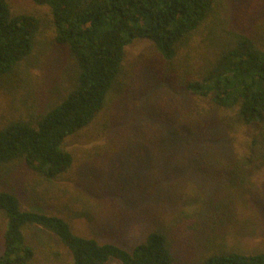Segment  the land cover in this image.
<instances>
[{"label":"trees","instance_id":"16d2710c","mask_svg":"<svg viewBox=\"0 0 264 264\" xmlns=\"http://www.w3.org/2000/svg\"><path fill=\"white\" fill-rule=\"evenodd\" d=\"M31 1L50 9L61 64L73 65L74 80L59 88L50 104L35 100L25 112L6 108L0 113V180L33 172L52 183L69 172L75 160L66 140L104 112L123 73L126 48L147 40L155 58L144 63V73L164 86L165 99L167 91L176 98L161 112L170 147L163 164L171 169L152 174L151 193L175 175L170 186L175 189L185 182L200 191L205 183L209 187L199 209L187 213L191 219L183 214L180 220L179 212L169 226L158 222L127 250L77 234L61 215L26 209L22 193L0 183V264H37L39 254L53 245L65 250L64 264H264V249H229L225 230L264 169V0ZM11 8L8 0H0V95L17 92L43 34L39 17ZM110 121L112 130L117 124ZM241 127L252 134L243 156L228 151L229 131ZM146 130L137 133L150 142L141 155L155 162L163 152L155 147L159 140L150 138L151 127ZM36 188L29 194L38 201L44 200L39 192L51 191ZM174 199L170 192L163 209ZM152 203L159 204L157 197ZM180 232L187 233L190 245L194 236L188 250H197V259L191 263L176 256Z\"/></svg>","mask_w":264,"mask_h":264},{"label":"rangeland","instance_id":"374dc122","mask_svg":"<svg viewBox=\"0 0 264 264\" xmlns=\"http://www.w3.org/2000/svg\"><path fill=\"white\" fill-rule=\"evenodd\" d=\"M8 1L14 13L36 15L43 24L39 51L32 66L21 75L22 81L15 88L17 92L0 95V113L6 108L20 113L25 112L27 105V110H30L35 100L40 101V106L55 101L56 91L74 80L75 69L72 64L66 67L61 64V53L54 42L50 9L37 6L31 0ZM154 54L153 45L147 40H136L126 48L124 70L107 108L94 124L66 140L65 146L75 160L69 172L52 183L33 172H18L15 177H7L6 182L0 180L1 184H8V188L14 187L22 193L26 209L43 208L50 214L61 215L70 221L77 234L96 238L99 242L117 243L127 250L141 242L158 222L169 226L179 212L182 213L180 220L184 215L191 219L187 213H195L201 206L209 187L206 183L201 191L192 182L181 183L175 189L170 187L178 179L175 175L161 183L157 192L151 193L154 188L152 174L171 169L163 164L169 160L170 147L164 138L166 122L162 120L161 112L176 99L169 91L166 93L170 96L165 99L161 94L164 86L144 73V63L150 57L155 58ZM202 103L207 104L206 101ZM112 118L117 125L109 130ZM178 119L180 125L182 119L180 116ZM150 127V138L159 140L155 147L163 154L159 152L160 157L148 163L141 150L150 142L139 138L137 133ZM250 131L249 127L232 128L229 131L232 148L228 151L236 150L238 155H245L251 143ZM126 139L127 149L124 148ZM149 151L151 159L153 151ZM140 182L143 189L138 191ZM35 184L39 186L37 191L51 189L46 194L38 193L44 200L38 201L29 194ZM170 192L175 196L174 205L171 203L163 209ZM251 192L248 197L240 199L234 220L226 225L229 249H264V169L254 176ZM156 197L158 205L152 203ZM164 210L168 211L165 218L162 216ZM190 237L191 245L187 233H183L175 246L176 256L185 263L197 259V250H188L189 246H194V236L190 234ZM64 256L63 247L53 245L47 254L44 251L39 254L37 264H64Z\"/></svg>","mask_w":264,"mask_h":264}]
</instances>
